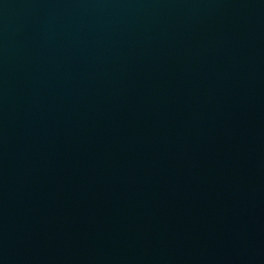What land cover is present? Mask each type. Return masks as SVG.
<instances>
[{
  "label": "water",
  "instance_id": "1",
  "mask_svg": "<svg viewBox=\"0 0 264 264\" xmlns=\"http://www.w3.org/2000/svg\"><path fill=\"white\" fill-rule=\"evenodd\" d=\"M0 264H264V0H0Z\"/></svg>",
  "mask_w": 264,
  "mask_h": 264
}]
</instances>
